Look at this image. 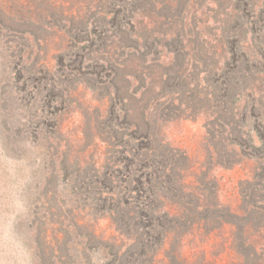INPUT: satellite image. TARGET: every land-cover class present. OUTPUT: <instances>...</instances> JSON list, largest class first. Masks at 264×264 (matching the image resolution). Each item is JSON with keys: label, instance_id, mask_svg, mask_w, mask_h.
<instances>
[{"label": "rangeland", "instance_id": "374dc122", "mask_svg": "<svg viewBox=\"0 0 264 264\" xmlns=\"http://www.w3.org/2000/svg\"><path fill=\"white\" fill-rule=\"evenodd\" d=\"M0 158L31 264H264V0H0Z\"/></svg>", "mask_w": 264, "mask_h": 264}, {"label": "clouds", "instance_id": "9594fccd", "mask_svg": "<svg viewBox=\"0 0 264 264\" xmlns=\"http://www.w3.org/2000/svg\"><path fill=\"white\" fill-rule=\"evenodd\" d=\"M0 169H6L9 177V211L0 217V247L7 250L10 264H31V254L14 227L16 216L24 208L22 194L29 179L28 168L23 161L0 158Z\"/></svg>", "mask_w": 264, "mask_h": 264}]
</instances>
